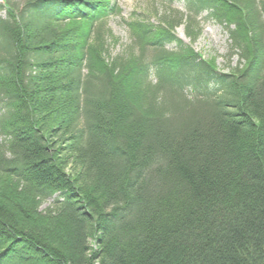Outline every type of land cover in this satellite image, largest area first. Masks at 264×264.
<instances>
[{
	"label": "trees",
	"instance_id": "1",
	"mask_svg": "<svg viewBox=\"0 0 264 264\" xmlns=\"http://www.w3.org/2000/svg\"><path fill=\"white\" fill-rule=\"evenodd\" d=\"M166 1L115 55L112 0L0 2V264H264V0Z\"/></svg>",
	"mask_w": 264,
	"mask_h": 264
},
{
	"label": "rangeland",
	"instance_id": "2",
	"mask_svg": "<svg viewBox=\"0 0 264 264\" xmlns=\"http://www.w3.org/2000/svg\"><path fill=\"white\" fill-rule=\"evenodd\" d=\"M119 10H115L108 15L106 27L110 30L109 40L107 42L108 51L115 55L126 49L130 42L129 29L126 25L134 16L138 15L151 22H157L164 15L168 17L169 10L185 11V5L182 1L168 2L166 0H112ZM169 9V10H167ZM200 15V31L196 39L190 42L185 35V24H180L175 29L177 38L182 39L185 43H190L194 51L201 55L203 59L213 60L212 62L218 69L228 71V65L234 66L238 62L236 54L229 50L228 35L224 25L217 23ZM172 16H170V20ZM175 22V21H174ZM173 44L169 45V49ZM52 200V199H51ZM50 201L41 205L45 209Z\"/></svg>",
	"mask_w": 264,
	"mask_h": 264
}]
</instances>
